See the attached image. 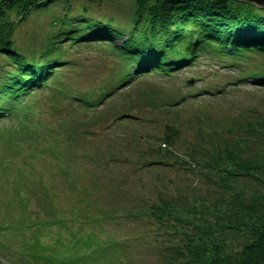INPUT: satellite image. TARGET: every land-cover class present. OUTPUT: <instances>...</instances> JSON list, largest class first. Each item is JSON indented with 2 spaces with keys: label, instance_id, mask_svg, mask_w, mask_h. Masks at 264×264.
Here are the masks:
<instances>
[{
  "label": "rangeland",
  "instance_id": "obj_1",
  "mask_svg": "<svg viewBox=\"0 0 264 264\" xmlns=\"http://www.w3.org/2000/svg\"><path fill=\"white\" fill-rule=\"evenodd\" d=\"M133 11L134 0H57L18 22L12 39L23 59L42 62L54 17L125 29ZM63 47L44 81L60 91H30L24 104L35 115L25 121L0 118V264H166L178 243L150 206L213 187L203 167L212 150L264 117V86L251 77L264 71V55L200 54L171 77L136 76L100 99L120 71L117 58L97 42ZM11 60L0 53L2 82Z\"/></svg>",
  "mask_w": 264,
  "mask_h": 264
},
{
  "label": "trees",
  "instance_id": "obj_2",
  "mask_svg": "<svg viewBox=\"0 0 264 264\" xmlns=\"http://www.w3.org/2000/svg\"><path fill=\"white\" fill-rule=\"evenodd\" d=\"M55 1L0 0V53L12 58L14 68L3 75L4 82L0 80L7 93L0 97V114L20 107L27 114L10 118L25 121L35 111L25 100L14 104L16 97L27 98L38 87L60 91L58 83L44 81L54 65L61 64L64 43L70 47L97 42L121 64L112 88L100 99L136 76L151 72L171 77L175 70L195 64L200 54L231 59L264 55V8L236 0H134L125 29L68 13L54 17V30L38 52L43 61L23 59L12 39L15 25L31 11L50 9ZM251 77L264 86V71ZM234 129L238 134L230 131L223 136L203 165L211 174L206 175L211 189L196 197L160 199L150 206L148 215L157 224L167 225L178 243L166 264H264V117Z\"/></svg>",
  "mask_w": 264,
  "mask_h": 264
},
{
  "label": "water",
  "instance_id": "obj_3",
  "mask_svg": "<svg viewBox=\"0 0 264 264\" xmlns=\"http://www.w3.org/2000/svg\"><path fill=\"white\" fill-rule=\"evenodd\" d=\"M236 1H244L246 3H250L257 8H264V0H236ZM188 84L192 83V80L187 81Z\"/></svg>",
  "mask_w": 264,
  "mask_h": 264
}]
</instances>
